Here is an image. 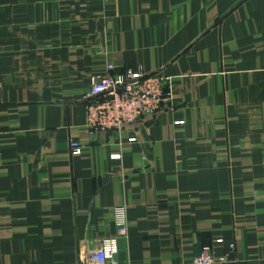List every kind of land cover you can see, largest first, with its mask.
<instances>
[{"label": "crops", "instance_id": "1", "mask_svg": "<svg viewBox=\"0 0 264 264\" xmlns=\"http://www.w3.org/2000/svg\"><path fill=\"white\" fill-rule=\"evenodd\" d=\"M108 63L161 109L88 128ZM116 206L120 264H264V0H0V264H92Z\"/></svg>", "mask_w": 264, "mask_h": 264}, {"label": "built area", "instance_id": "2", "mask_svg": "<svg viewBox=\"0 0 264 264\" xmlns=\"http://www.w3.org/2000/svg\"><path fill=\"white\" fill-rule=\"evenodd\" d=\"M108 72L92 77V84L86 104L87 127L96 130L119 129L132 125L142 116H151L161 109V104L169 95L166 91L168 78L158 72L151 74L141 70L127 69L115 72L113 63L107 64ZM136 138H130L134 141ZM71 153L80 155L79 142L71 143ZM112 159H120V153L111 154ZM116 224V235L102 238L98 250L88 252L92 264H120L118 259V238L128 233L126 208L116 206L112 210ZM226 258H216L210 245L204 246L189 264H228Z\"/></svg>", "mask_w": 264, "mask_h": 264}]
</instances>
